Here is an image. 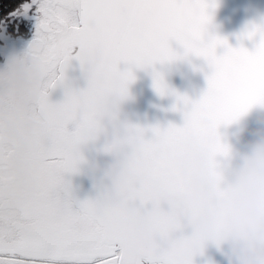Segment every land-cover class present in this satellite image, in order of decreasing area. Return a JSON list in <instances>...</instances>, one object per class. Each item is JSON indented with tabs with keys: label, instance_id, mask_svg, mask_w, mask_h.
<instances>
[{
	"label": "snow or ice",
	"instance_id": "snow-or-ice-1",
	"mask_svg": "<svg viewBox=\"0 0 264 264\" xmlns=\"http://www.w3.org/2000/svg\"><path fill=\"white\" fill-rule=\"evenodd\" d=\"M215 7L209 0H26L0 19V38L5 39L0 44V85L14 61L40 69L44 82L39 107L45 117L40 136L48 137L35 141L31 155L38 190L23 213H17L12 209L15 177L4 113V105L14 107V102L0 92V264H197L208 243L216 242L222 250L219 236L205 241L188 232L183 209L152 210L150 243L145 244L133 235L128 210L116 206L100 184H94L95 198L81 200L72 179L87 163L82 145L97 131L104 98L127 97L136 71H144L159 96L175 98L171 110L181 113L184 123L166 128L130 125L139 144L137 179L129 194L136 210L163 199L152 191L154 181L164 193L185 191L176 159L189 134L207 143L219 190L223 175L218 158L231 153L220 128L253 107H264V26L238 37L258 38L254 50L243 43L234 48L210 31ZM33 19V40L22 54L9 56L8 29ZM191 57L203 60L208 69L207 89L197 100L172 89L156 67ZM74 63L86 88L75 87L68 76ZM57 88L63 89L64 98L53 102Z\"/></svg>",
	"mask_w": 264,
	"mask_h": 264
},
{
	"label": "clouds",
	"instance_id": "clouds-1",
	"mask_svg": "<svg viewBox=\"0 0 264 264\" xmlns=\"http://www.w3.org/2000/svg\"><path fill=\"white\" fill-rule=\"evenodd\" d=\"M23 69V70H22ZM44 82L40 69L32 64L13 62L5 69L0 92L11 95L14 107L4 105L5 134L12 144L9 159L15 177L12 209L23 213L26 204L38 190L31 172V155L35 141L41 138L45 117L39 107V89ZM134 97L109 95L99 106L97 131L82 145L84 152L97 150L109 159L106 166H90L92 173L103 176L102 191L118 207L128 210L127 223L143 243H150L151 212L183 209L187 213V230L197 239L214 241L225 252L228 264H264V116L251 138L243 140L245 149L231 151L226 168L220 165L223 182L217 187L207 143L196 134H189L182 143V154L176 159L181 194L164 193L161 183L154 181L152 191L163 199L149 201L144 211H137L130 193L137 179L139 144L131 135L130 119L125 106ZM14 119L9 120V116ZM220 164V163H219ZM217 247L216 242L207 244ZM205 250V252H206Z\"/></svg>",
	"mask_w": 264,
	"mask_h": 264
},
{
	"label": "water",
	"instance_id": "water-1",
	"mask_svg": "<svg viewBox=\"0 0 264 264\" xmlns=\"http://www.w3.org/2000/svg\"><path fill=\"white\" fill-rule=\"evenodd\" d=\"M252 1L247 0L246 3L241 0V4L238 5L239 13H237L239 19H228L227 13H222L219 8L217 12L218 18L210 26L211 33L227 39L234 48L239 47L243 43V46L249 51L254 50L255 44L259 42L258 38L255 42L247 39L243 41L238 39V37L243 35L240 32L238 33L240 28H250L253 24L255 26H264V0ZM220 51L222 52L223 50ZM121 66L122 68L125 67L124 65ZM206 71H208L207 65L203 60L197 58L193 67L181 69L179 73H172L166 80L176 92L186 95L192 100H197L207 89V80L204 75ZM135 74L137 77L136 82L130 88V94L134 97V100L125 106V117L130 119L132 124L139 126L159 125L164 128L168 127L169 124L182 126L184 123L182 114L171 110L176 102L175 98L172 96L163 98L159 96L153 88V80L149 72L136 71ZM68 76L71 81L75 82L77 88L87 87V82L83 78V73L80 71L78 63H74ZM60 90L61 88H57L52 92L51 99L53 102L61 101L60 94H64V92L63 90L59 92ZM262 116H264V107L256 106L237 122L220 128L219 131L223 142L230 147L233 153L245 149L243 140L250 139V133L261 127L258 120ZM95 151V156H91ZM84 154L87 155V163L83 166L82 174L72 178L77 189L76 195L81 200L95 198L97 191L94 188V184H100L101 181L106 182L102 175L97 176L92 173L90 166L98 164L104 167L109 159L102 152L95 149L84 152ZM218 160L224 168L229 164V161L224 157H219ZM196 260L197 264H228L225 252L215 247H209L205 255L197 257Z\"/></svg>",
	"mask_w": 264,
	"mask_h": 264
},
{
	"label": "flooded vegetation",
	"instance_id": "flooded-vegetation-1",
	"mask_svg": "<svg viewBox=\"0 0 264 264\" xmlns=\"http://www.w3.org/2000/svg\"><path fill=\"white\" fill-rule=\"evenodd\" d=\"M242 1H245L247 3V0H242ZM209 2L216 4V7L211 10L212 22L217 20L218 18L217 12L219 8L221 9L222 13H225V12L227 13L228 19H239L237 17V13H239L238 5L241 4V0H209ZM252 2H255V0H253ZM30 25L32 26V29L28 33L24 32L22 25L17 30H13L11 28L8 29V32L11 34L9 37H7V44H8L7 54L9 56L22 54L26 50L28 45L31 43L35 35L36 21L34 19L30 20ZM253 26L255 25L253 24L252 26H250V28H246V29L240 28L238 30V33L240 32L244 34L247 31L251 30ZM256 26H259V25H256ZM4 43H5V39L0 38V44H4ZM173 47L176 48L177 51L183 52V49L180 48L175 43H173ZM196 60H197V57H191L189 60L180 61L172 65H157L156 67H157V70L163 72L165 74V78H167L172 73H179L181 69L193 67L196 64ZM72 82L75 85V87H77L75 82L74 81ZM62 90L63 89H61L59 92H61ZM60 96L62 100L64 98V94L61 93ZM95 154H96V151L93 154H91V156L94 157ZM86 157L87 155H85V158Z\"/></svg>",
	"mask_w": 264,
	"mask_h": 264
},
{
	"label": "trees",
	"instance_id": "trees-1",
	"mask_svg": "<svg viewBox=\"0 0 264 264\" xmlns=\"http://www.w3.org/2000/svg\"><path fill=\"white\" fill-rule=\"evenodd\" d=\"M26 0H0V19H3L7 14L16 9L20 4L25 3ZM24 32L28 33L31 31L32 26L30 20L25 21L22 25Z\"/></svg>",
	"mask_w": 264,
	"mask_h": 264
}]
</instances>
